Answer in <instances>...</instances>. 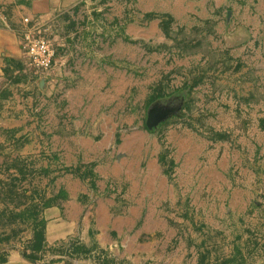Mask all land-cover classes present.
Wrapping results in <instances>:
<instances>
[{"label":"rangeland","instance_id":"1","mask_svg":"<svg viewBox=\"0 0 264 264\" xmlns=\"http://www.w3.org/2000/svg\"><path fill=\"white\" fill-rule=\"evenodd\" d=\"M91 2L64 68L23 63L0 126V260L264 264V0ZM154 104L180 108L148 130ZM72 195L138 219L116 246L49 248L43 212Z\"/></svg>","mask_w":264,"mask_h":264},{"label":"crops","instance_id":"2","mask_svg":"<svg viewBox=\"0 0 264 264\" xmlns=\"http://www.w3.org/2000/svg\"><path fill=\"white\" fill-rule=\"evenodd\" d=\"M91 6V0H0L1 127H7L9 121L18 123L21 119L18 113L25 108L26 79L20 73L23 67L21 43L24 33L34 28L49 29V36L57 49L52 68H64L67 61L64 48L69 46L74 35L78 36L82 32L88 14L93 17L97 13ZM9 112L16 115L14 120L8 119ZM85 207L76 195H72L45 209L42 216L45 221L41 234L43 244L50 248L72 241L87 250H93L96 246H116L114 232L122 234V228L127 223L133 224L138 219V207L135 206L126 212L125 221L117 220L111 213L113 204L101 199L96 200L94 211L85 210ZM137 238L135 234L133 240L128 239L127 244L129 240L132 241V249L143 253L148 246L138 245ZM137 261L138 256L134 258V262ZM19 262V256L12 254L3 264Z\"/></svg>","mask_w":264,"mask_h":264},{"label":"built area","instance_id":"3","mask_svg":"<svg viewBox=\"0 0 264 264\" xmlns=\"http://www.w3.org/2000/svg\"><path fill=\"white\" fill-rule=\"evenodd\" d=\"M21 50L23 63L29 68L42 74L52 69L57 49L54 40L49 36V29L27 30L22 38Z\"/></svg>","mask_w":264,"mask_h":264},{"label":"water","instance_id":"4","mask_svg":"<svg viewBox=\"0 0 264 264\" xmlns=\"http://www.w3.org/2000/svg\"><path fill=\"white\" fill-rule=\"evenodd\" d=\"M180 105L154 104L148 109L145 125L148 130H152L161 122L172 115H176Z\"/></svg>","mask_w":264,"mask_h":264},{"label":"trees","instance_id":"5","mask_svg":"<svg viewBox=\"0 0 264 264\" xmlns=\"http://www.w3.org/2000/svg\"><path fill=\"white\" fill-rule=\"evenodd\" d=\"M4 261H5V259H1V260H0V262H4Z\"/></svg>","mask_w":264,"mask_h":264}]
</instances>
